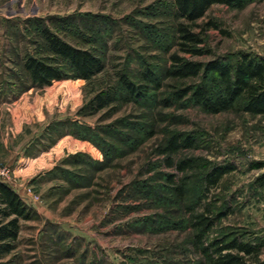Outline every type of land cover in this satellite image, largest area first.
Here are the masks:
<instances>
[{
	"label": "rangeland",
	"instance_id": "obj_1",
	"mask_svg": "<svg viewBox=\"0 0 264 264\" xmlns=\"http://www.w3.org/2000/svg\"><path fill=\"white\" fill-rule=\"evenodd\" d=\"M179 21L172 0H0V181L31 211L0 264H200L188 220L205 207L227 212L208 238L262 243L264 260V115L209 113L182 100L165 106L175 87L198 80L164 76ZM208 22L215 26L202 46L210 54L180 55L264 59V0L213 4L192 28ZM44 27L99 55L104 69L33 86L26 57L61 62ZM145 68L159 89L143 78ZM120 75L146 84L151 97L126 99ZM99 94L114 100L96 109ZM175 133L179 149L163 153ZM218 164L233 170L204 190V175ZM181 183L184 198L171 190Z\"/></svg>",
	"mask_w": 264,
	"mask_h": 264
},
{
	"label": "trees",
	"instance_id": "obj_2",
	"mask_svg": "<svg viewBox=\"0 0 264 264\" xmlns=\"http://www.w3.org/2000/svg\"><path fill=\"white\" fill-rule=\"evenodd\" d=\"M251 0H172L174 17L181 19L176 24L177 52L170 54L169 66L164 76L176 80L198 79L183 87H175L165 99V106L172 101H184L196 105L209 113L227 110L242 111L252 115H264V59L247 52L239 53L234 59L213 58L198 61L185 58L189 56L210 54L203 48V32L213 23L208 22L205 28L194 30L196 20L202 18L213 4L241 8ZM42 37L49 51L58 56L61 62L49 63L43 59L28 56L23 61V69L33 86L50 85L52 82L68 77L88 80L104 69L101 57L91 50L79 48L62 40L42 28ZM69 72L72 76L69 75ZM147 82L154 84V89L161 87L160 80L149 68L142 73ZM120 84L129 100H144L150 96L146 84H135L125 75L119 76ZM114 98L110 95L95 96L96 109L110 104ZM181 134H173L166 142L163 153H175L180 145ZM184 140V138H183ZM191 160H182L177 168L182 172L191 166ZM233 170L227 165H215L204 175V190L216 187L221 178ZM171 181V180H169ZM172 193L184 198V184L172 186ZM213 214L208 207L201 212L193 213L189 218L192 229V243L200 254V264H264L257 259L262 243H251L232 238L230 240L210 239L208 235L218 219L226 215ZM31 218V211L15 190L0 181V258L14 249L20 230L19 221Z\"/></svg>",
	"mask_w": 264,
	"mask_h": 264
},
{
	"label": "built area",
	"instance_id": "obj_3",
	"mask_svg": "<svg viewBox=\"0 0 264 264\" xmlns=\"http://www.w3.org/2000/svg\"><path fill=\"white\" fill-rule=\"evenodd\" d=\"M4 176H6V169L0 166V180H3Z\"/></svg>",
	"mask_w": 264,
	"mask_h": 264
}]
</instances>
